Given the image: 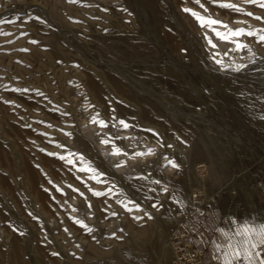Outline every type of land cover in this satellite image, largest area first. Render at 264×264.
Masks as SVG:
<instances>
[{
	"label": "rangeland",
	"instance_id": "rangeland-1",
	"mask_svg": "<svg viewBox=\"0 0 264 264\" xmlns=\"http://www.w3.org/2000/svg\"><path fill=\"white\" fill-rule=\"evenodd\" d=\"M229 1L256 15L203 0H0V264L17 243L23 264H174L199 250L179 240L197 219L188 232L223 264L227 237L264 225V0ZM237 25L247 49L234 62ZM100 126L85 138L92 168L71 162L77 133ZM98 145L134 172L98 162ZM251 242L261 255L238 264L264 259Z\"/></svg>",
	"mask_w": 264,
	"mask_h": 264
},
{
	"label": "bare ground",
	"instance_id": "bare-ground-1",
	"mask_svg": "<svg viewBox=\"0 0 264 264\" xmlns=\"http://www.w3.org/2000/svg\"><path fill=\"white\" fill-rule=\"evenodd\" d=\"M199 1V0H197ZM240 1V0H239ZM203 2H207V7L208 5L211 7H213V12L214 9L219 10V12L221 11L225 17H228L229 15L232 16L231 14H234L233 17H237L236 19L241 21V18H242V15L243 17H250V16H253L255 14V11H251L252 9H246L244 7H242L241 5L240 6H237L235 5L232 1H229V0H203ZM238 3V2H237ZM236 3V4H237ZM146 4L148 5L149 2L146 1ZM218 4H224V5H228L229 8H223V7H219L217 6ZM230 5V6H229ZM239 5V4H238ZM151 7V5H149ZM233 9H232V8ZM250 8V7H249ZM209 9V8H208ZM255 9V8H254ZM197 10V9H196ZM211 11V10H210ZM257 11V10H256ZM203 14V13H202ZM204 15V14H203ZM202 15V16H203ZM228 15V16H227ZM256 15V14H255ZM261 15H263L261 13ZM210 16V15H209ZM221 16V15H220ZM223 16V15H222ZM221 16V17H222ZM229 16V17H230ZM204 18H207L205 15H204ZM211 18V17H210ZM209 18V19H210ZM223 18V17H222ZM232 18V17H231ZM213 19V18H212ZM229 19V18H228ZM233 19V18H232ZM218 20V18H217ZM234 20V19H233ZM208 23V22H207ZM232 23V22H231ZM235 23V22H234ZM229 24V23H228ZM233 24V23H232ZM242 24V23H240ZM239 24V25H240ZM230 25V24H229ZM236 26V25H235ZM229 27V26H228ZM231 27V26H230ZM242 27V26H241ZM243 28V27H242ZM235 31H242V29H240V26L237 25V27H232L231 30H230V37H231V46L230 48L228 49V53H229V59L230 61H239L240 60V56L242 57L245 53H246V49H247V46H246V43L244 41V38L241 36H232L231 33L232 32H235ZM228 33V32H227ZM229 40V42H230ZM238 46H242V47H239ZM242 59V58H241ZM91 81V80H90ZM92 83V82H91ZM112 86L114 87V89L122 94L124 96V98H130L128 92L126 91V89H124L122 87V85H120L118 83V81H116L115 79H112ZM91 87L92 89H94L97 93V95L101 96V91L100 89L94 85L93 83L91 84ZM260 106V104H259ZM262 107V106H261ZM140 111H142L143 113V116H146V117H153L154 120L157 122V119H156V115H155V112L151 109V108H148V107H142L140 108ZM129 112V111H128ZM127 115V114H126ZM260 120V119H259ZM262 120V119H261ZM121 132L123 130V133H125L127 136H126V140L129 141L130 139L132 138H135L134 137V134H135V129L133 126V124L129 121V120H124L123 122H121ZM126 125V127H125ZM120 127V126H119ZM6 128V127H5ZM12 127H10V129L7 128V130H11ZM13 129V128H12ZM101 126L100 128H95V127H88L86 129H83L81 132L77 133V146H78V149H77V153L73 155V158L71 159V162H75L77 164H79L80 166H89L91 167L93 164L91 162V160L89 159V155H91V151H90V145L88 143H86V141L88 139H92L94 138L93 136L97 133V132H101ZM7 132V131H6ZM183 133H185L186 135H189L190 131L188 129H183L182 130ZM12 133V132H11ZM85 138L87 139L85 141ZM89 141V140H88ZM93 145V144H92ZM99 146V145H98ZM95 149V148H94ZM99 149V155L95 152L94 153V157L95 159L98 161V162H102L105 161L108 162L112 168L117 172V173H121V174H129V173H132L134 172L133 171V164L130 162V160H128L129 158H121V156L119 158L121 159H117V161L115 159H112L110 156L111 154H109L108 152V148L107 147H104L103 145H100L98 147ZM96 150V149H95ZM195 152V150H194ZM196 153V152H195ZM197 154V153H196ZM93 156V155H91ZM4 157V156H3ZM101 157H104V159L101 161ZM113 157V156H112ZM9 159V158H8ZM7 159V160H8ZM5 160V159H3ZM6 160V161H7ZM132 161V160H131ZM105 162V164H106ZM94 165V164H93ZM102 165V164H101ZM133 165V166H132ZM92 168V167H91ZM104 168V167H102ZM135 170V169H134ZM30 171V170H29ZM80 176V175H79ZM82 177V176H81ZM142 194L143 195H146L143 193L142 191ZM147 226V225H146ZM15 248V256H14V263L13 264H23L22 263V260H21V252H20V247L18 246V243L16 245Z\"/></svg>",
	"mask_w": 264,
	"mask_h": 264
},
{
	"label": "snow or ice",
	"instance_id": "snow-or-ice-1",
	"mask_svg": "<svg viewBox=\"0 0 264 264\" xmlns=\"http://www.w3.org/2000/svg\"><path fill=\"white\" fill-rule=\"evenodd\" d=\"M257 19H260V18L258 17ZM208 23L214 25V24H217L218 22L209 20ZM231 35L238 37L241 35H245V33H243L242 31H235V32H232ZM247 35H251V33H247ZM260 40L261 42H264V35L260 37ZM239 47H242V46H238V48ZM114 154H117V153H114ZM236 235L242 236L243 239L236 242L235 244L231 243V239H232L231 237L226 238L229 241V249H230V254H231L232 259L231 261L226 260L224 264H233V262L239 260L242 255L244 259L251 261V254L253 252L255 256L257 257L261 255L260 252H255L257 244L251 242V237L253 236L258 237V243L261 246H264V225H261L255 228H249L245 226L244 228L240 229L236 233ZM259 264H264V259L259 260Z\"/></svg>",
	"mask_w": 264,
	"mask_h": 264
},
{
	"label": "built area",
	"instance_id": "built-area-1",
	"mask_svg": "<svg viewBox=\"0 0 264 264\" xmlns=\"http://www.w3.org/2000/svg\"><path fill=\"white\" fill-rule=\"evenodd\" d=\"M198 234L201 239V249L193 250L190 248V244H186L183 250L186 253L185 257L178 258L174 264H218L219 262L218 257L214 255L210 257V261L208 263H204L202 261L203 251L207 243L203 239L202 234L200 233ZM183 238H184V234L181 233V236H179V240L182 241ZM185 249L187 250L185 251ZM180 260H182V263H180Z\"/></svg>",
	"mask_w": 264,
	"mask_h": 264
},
{
	"label": "crops",
	"instance_id": "crops-1",
	"mask_svg": "<svg viewBox=\"0 0 264 264\" xmlns=\"http://www.w3.org/2000/svg\"><path fill=\"white\" fill-rule=\"evenodd\" d=\"M201 223H202V221H200ZM190 224L192 225V226H194L195 228H198V225H199V223H198V219L196 220V221H190V222H187V224L186 225H183V230H182V232L181 233H183L184 234V239L185 240H188L189 241V239H192V237H194L192 240L194 241V243H195V245L197 246V248L196 249H201L200 247H201V239H200V237H199V234H198V232H195L194 234H192V233H189L188 232V230H189V227H190ZM202 226H203V223H202ZM205 240V239H204ZM205 242H207V245L205 246V249H204V251H203V257H202V261L204 262V263H208L209 262V260H210V257L212 256V254H213V248L211 249V243H212V241H211V238L209 239H206L205 240ZM214 255V254H213ZM231 257H226L225 258V260H227V261H231ZM225 262V261H224ZM224 262H223V264H224ZM221 264H222V262H221ZM233 264H238L237 263V261H234L233 262ZM241 264H244V262H242Z\"/></svg>",
	"mask_w": 264,
	"mask_h": 264
}]
</instances>
